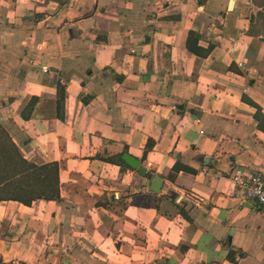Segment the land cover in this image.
Segmentation results:
<instances>
[{"label": "crops", "instance_id": "obj_1", "mask_svg": "<svg viewBox=\"0 0 264 264\" xmlns=\"http://www.w3.org/2000/svg\"><path fill=\"white\" fill-rule=\"evenodd\" d=\"M229 1L0 0V123L60 197L0 202V264H264L229 178L264 176V0Z\"/></svg>", "mask_w": 264, "mask_h": 264}, {"label": "trees", "instance_id": "obj_2", "mask_svg": "<svg viewBox=\"0 0 264 264\" xmlns=\"http://www.w3.org/2000/svg\"><path fill=\"white\" fill-rule=\"evenodd\" d=\"M60 91L64 89L59 87ZM36 101L35 98L29 100L27 114L24 113L26 108L21 113L23 119L30 117ZM118 158L119 163L127 167ZM106 162H114V159L107 158ZM58 173L57 163L38 166L24 158L17 144L0 123V202L14 201L30 206L38 199L59 201Z\"/></svg>", "mask_w": 264, "mask_h": 264}, {"label": "built area", "instance_id": "obj_3", "mask_svg": "<svg viewBox=\"0 0 264 264\" xmlns=\"http://www.w3.org/2000/svg\"><path fill=\"white\" fill-rule=\"evenodd\" d=\"M231 182L241 191L246 201L254 203L264 211V176L254 174L246 176L240 168H235L230 175Z\"/></svg>", "mask_w": 264, "mask_h": 264}, {"label": "water", "instance_id": "obj_4", "mask_svg": "<svg viewBox=\"0 0 264 264\" xmlns=\"http://www.w3.org/2000/svg\"><path fill=\"white\" fill-rule=\"evenodd\" d=\"M232 5V0L229 1V9ZM122 161L132 170H135L140 176L147 177L149 181L150 190L154 193H158L161 188V180L153 175L148 174L147 169L145 167L140 166V163L135 158L123 154L121 157ZM177 195H173L172 197L175 198Z\"/></svg>", "mask_w": 264, "mask_h": 264}]
</instances>
